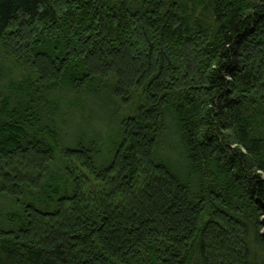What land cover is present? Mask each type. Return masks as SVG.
<instances>
[{
  "label": "trees",
  "instance_id": "16d2710c",
  "mask_svg": "<svg viewBox=\"0 0 264 264\" xmlns=\"http://www.w3.org/2000/svg\"><path fill=\"white\" fill-rule=\"evenodd\" d=\"M0 264H264V0H0Z\"/></svg>",
  "mask_w": 264,
  "mask_h": 264
},
{
  "label": "rangeland",
  "instance_id": "374dc122",
  "mask_svg": "<svg viewBox=\"0 0 264 264\" xmlns=\"http://www.w3.org/2000/svg\"><path fill=\"white\" fill-rule=\"evenodd\" d=\"M66 116H68L66 126L69 133L74 132L79 124L83 123V125H86L85 122L89 121L92 123V131H97L96 133L100 136H106L107 129L105 128V123L108 122V116L104 111L99 109V106L89 103L85 111L75 110L73 115L69 116L67 114Z\"/></svg>",
  "mask_w": 264,
  "mask_h": 264
}]
</instances>
